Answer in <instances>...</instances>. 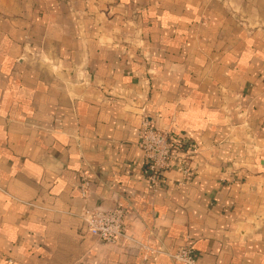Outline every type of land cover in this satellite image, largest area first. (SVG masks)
I'll return each mask as SVG.
<instances>
[{
  "label": "crops",
  "instance_id": "1",
  "mask_svg": "<svg viewBox=\"0 0 264 264\" xmlns=\"http://www.w3.org/2000/svg\"><path fill=\"white\" fill-rule=\"evenodd\" d=\"M145 117L198 148L157 190ZM99 209L125 210L126 239L90 233ZM186 247L264 264V0H0V264Z\"/></svg>",
  "mask_w": 264,
  "mask_h": 264
},
{
  "label": "built area",
  "instance_id": "2",
  "mask_svg": "<svg viewBox=\"0 0 264 264\" xmlns=\"http://www.w3.org/2000/svg\"><path fill=\"white\" fill-rule=\"evenodd\" d=\"M138 145L144 155L143 177L154 190L165 184V174L170 170L177 169L188 176L189 163L198 152L197 145L189 138L161 131L147 117L143 118ZM125 218L123 209L87 210L83 215L90 233L106 243L127 238ZM171 256L184 264L196 263L192 247L182 248Z\"/></svg>",
  "mask_w": 264,
  "mask_h": 264
}]
</instances>
